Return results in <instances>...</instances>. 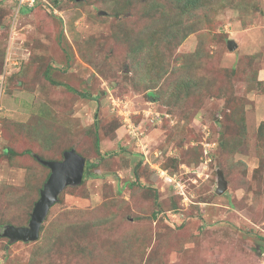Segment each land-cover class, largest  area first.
<instances>
[{
  "label": "rangeland",
  "instance_id": "obj_1",
  "mask_svg": "<svg viewBox=\"0 0 264 264\" xmlns=\"http://www.w3.org/2000/svg\"><path fill=\"white\" fill-rule=\"evenodd\" d=\"M201 1L189 18L184 0L0 8L2 221L27 225L49 176L25 150L64 148L38 149L13 123L47 111L48 133L60 138L63 120L98 162L63 189L38 240L4 253L0 239L2 264H264V0ZM188 23L195 32L174 36ZM94 118L101 155L84 132Z\"/></svg>",
  "mask_w": 264,
  "mask_h": 264
},
{
  "label": "trees",
  "instance_id": "obj_2",
  "mask_svg": "<svg viewBox=\"0 0 264 264\" xmlns=\"http://www.w3.org/2000/svg\"><path fill=\"white\" fill-rule=\"evenodd\" d=\"M8 2V3H5V2ZM52 1V3H54V4H58V2H59V0H51ZM190 2L191 3V5H189L188 3ZM12 5V6H16V2L15 1H13V0H0V8H2V7H5V5ZM42 4H44L43 2H42V0H37L36 2H35V4L33 5V6H31V7H28V6H26V5H24V6H21V7H24L25 8V10H28L27 12H32V11H39L40 9H41V5ZM208 4H203L202 3V1L201 0H184V4L183 5H181V8H180V12H182V13H187L188 14V18L189 17H191V13L192 12H194V9L196 8H198V7H200V8H202V7H205V6H207ZM180 19H183L182 17H180L179 19H178V23L180 24ZM182 23V22H181ZM194 23H196L195 21H194ZM194 25H197V23L196 24H194ZM194 25H192L191 23H188L187 25H183L184 26V28H185V31L183 32V33H174V36H176V37H180V38H183V37H185L188 33H190V32H195L196 31V28H195V26ZM46 72V71H45ZM45 76L50 80V81H52L53 82V80L49 77V74H47V73H45ZM55 84H57V83H55ZM158 89V88H157ZM152 94V93H151ZM85 95L86 94H84L83 93V97H85ZM45 113V112H44ZM44 113H43V115H38V117L33 121V120H31V121H29V122H25V123H23L22 121H19L18 120V122L17 123H13V125L14 124H17V128H18V130H19V132H21V133H23V132H25V134H27L28 135V137H30L31 138V140H32V142L34 143V144H36L39 148L38 149H42L44 146H54V145H58V144H63L64 145V148H61L60 149V151H59V157H57L56 158V156L55 157H53V156H47V157H41V156H39L38 155V157H40L41 159H44L45 158V160H54V161H58V160H61L62 158H63V152L64 151H66V150H70V149H73L74 148V145L72 144V142H70V141H68V140H70V137L69 136H67L66 134H67V130H66V126L65 125H63L62 123H63V120H58L56 123H60L61 124V126H62V128H64V132L63 133H61L62 134V136L60 137V138H58L59 136H56L55 134V131H52V132H50V133H48V127L50 126V128L53 126L50 122L47 124V123H45L44 122V119H45V121H46V119L48 120V121H50V119H51V117L50 116H48L47 114H48V112L46 111V114L44 115ZM47 115V116H46ZM94 116H97V114L95 113V115ZM44 118V119H43ZM0 120L2 121V124H5L6 122H5V118H2V117H0ZM53 121V120H52ZM49 125V126H48ZM98 129H99V123H98V121H97V119L96 118H94V120L92 121V123L90 124V125H88L87 127H85V129H84V132H86L89 136H91V138H92V141H93V144H94V148H95V152H96V154L97 155H101L100 154V145H101V142H100V137H99V132H98ZM24 134V133H23ZM58 142V143H57ZM70 143V144H69ZM74 150H75V152L78 154V155H80V156H82L84 159H85V164H84V170H83V177H82V180H81V182L82 181H84V179H86V178H88V177H90V176H95L96 174L95 173H93L92 171H93V169H95V167L96 166H98V162H92V161H90L87 157H85L84 155H83V153L82 152H80L79 150H77L76 148H74ZM62 151V152H61ZM7 153V154H13L14 152H13V150L11 149V148H6L5 150H4V153ZM25 152L28 154V155H31L32 156V158L35 160V161H37L38 159H37V157L34 155V154H32L31 152H32V150L31 149H26L25 150ZM38 152V151H37ZM37 163H40V162H38L37 161ZM139 164V163H138ZM138 164H136L135 165V168L138 166ZM40 166L42 167V168H45L46 170H47V173H46V177L49 175V173H50V170L46 167V166H44V165H41L40 164ZM46 177H45V179L43 180V181H45L46 180ZM80 182V183H81ZM132 183H135L137 186H139V182L138 181H133ZM40 187H41V185L37 188V193H39L38 191H40ZM66 188V187H65ZM63 191V190H62ZM61 191V192H62ZM60 192V193H61ZM60 193L57 195V200L59 199V195H60ZM57 202V201H56ZM55 204V203H54ZM53 204V205H54ZM1 218V217H0ZM44 221V220H43ZM43 223V222H42ZM9 226H24V223H22V224H16V223H14L13 221H9V222H7V221H2V218L0 219V239H2V237L3 238H5V243H3L2 245H1V248L3 249V251H4V253H5V251H7V247H8V245H9V242H10V240H9V237L8 236H6V235H4V231H5V229L7 228V227H9ZM42 228V224H41V226H40V229ZM40 229H39V231H40ZM38 240V239H37ZM5 255V254H4ZM4 255H1L0 256V262H1V264L3 263V260H5L6 258H5V256Z\"/></svg>",
  "mask_w": 264,
  "mask_h": 264
},
{
  "label": "water",
  "instance_id": "obj_3",
  "mask_svg": "<svg viewBox=\"0 0 264 264\" xmlns=\"http://www.w3.org/2000/svg\"><path fill=\"white\" fill-rule=\"evenodd\" d=\"M100 13L104 14L103 11ZM227 47L233 50L236 44L229 39ZM37 159L50 170V173L40 189L39 198L33 205L28 224L9 226L5 229L4 235L8 236L10 241H35L39 236L40 226L48 210L57 201V195L67 185L80 183L83 177L85 159L78 155L74 149L64 151L63 158L58 161ZM217 182L216 193L221 194L227 188L226 180L221 172H218Z\"/></svg>",
  "mask_w": 264,
  "mask_h": 264
},
{
  "label": "built area",
  "instance_id": "obj_4",
  "mask_svg": "<svg viewBox=\"0 0 264 264\" xmlns=\"http://www.w3.org/2000/svg\"><path fill=\"white\" fill-rule=\"evenodd\" d=\"M13 1L16 2V6H17V8H19V7L24 6V5L31 7L35 4V2L37 0H13ZM0 264H1V262H0Z\"/></svg>",
  "mask_w": 264,
  "mask_h": 264
}]
</instances>
